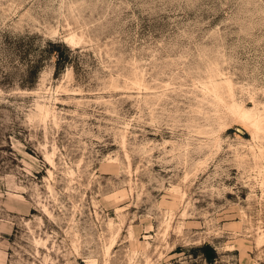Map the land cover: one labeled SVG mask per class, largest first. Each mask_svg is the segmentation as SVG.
<instances>
[{"label":"rangeland","instance_id":"obj_1","mask_svg":"<svg viewBox=\"0 0 264 264\" xmlns=\"http://www.w3.org/2000/svg\"><path fill=\"white\" fill-rule=\"evenodd\" d=\"M259 232L264 0H0V264H264Z\"/></svg>","mask_w":264,"mask_h":264},{"label":"bare ground","instance_id":"obj_2","mask_svg":"<svg viewBox=\"0 0 264 264\" xmlns=\"http://www.w3.org/2000/svg\"><path fill=\"white\" fill-rule=\"evenodd\" d=\"M67 41H68V43H70L72 45L76 44L72 37L69 38ZM229 110H230L231 114L233 115V117L239 122V124L241 125L242 128L250 131L251 133H254V132L256 133L260 130L257 117H254L250 113L245 112L241 107L237 106L234 103L229 106ZM42 113H43V116H46V115L50 114V110L48 108H42ZM46 159H48L49 162L51 163V161H50L51 158L49 159V157H47ZM259 235H260V232H259ZM260 236H258L259 237L258 240H261V239L263 240L264 236H262V235H260ZM256 243H258V242L256 241ZM257 245H259V244H257Z\"/></svg>","mask_w":264,"mask_h":264},{"label":"trees","instance_id":"obj_3","mask_svg":"<svg viewBox=\"0 0 264 264\" xmlns=\"http://www.w3.org/2000/svg\"><path fill=\"white\" fill-rule=\"evenodd\" d=\"M56 61H57V59H56ZM205 249H207V248H205ZM205 249H204V250H205ZM207 250H208V249H207ZM205 251H206V250H205Z\"/></svg>","mask_w":264,"mask_h":264}]
</instances>
